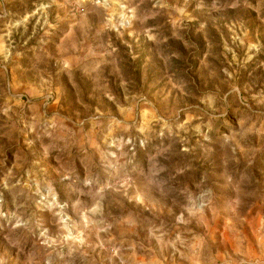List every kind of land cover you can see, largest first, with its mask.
<instances>
[{"label": "rangeland", "instance_id": "1", "mask_svg": "<svg viewBox=\"0 0 264 264\" xmlns=\"http://www.w3.org/2000/svg\"><path fill=\"white\" fill-rule=\"evenodd\" d=\"M0 264H264V0H0Z\"/></svg>", "mask_w": 264, "mask_h": 264}]
</instances>
